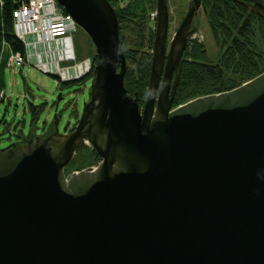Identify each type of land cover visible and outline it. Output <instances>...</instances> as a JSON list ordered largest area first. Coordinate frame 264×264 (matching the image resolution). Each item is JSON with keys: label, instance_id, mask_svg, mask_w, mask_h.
I'll return each mask as SVG.
<instances>
[{"label": "water", "instance_id": "1", "mask_svg": "<svg viewBox=\"0 0 264 264\" xmlns=\"http://www.w3.org/2000/svg\"><path fill=\"white\" fill-rule=\"evenodd\" d=\"M56 1L93 42L90 99L74 131L60 134L55 110L52 134L33 123L24 143L0 148V264H264V72L172 108L201 0L169 46L167 0H156L141 108L123 83L115 8ZM249 1L264 20V3ZM86 146L101 161L66 174Z\"/></svg>", "mask_w": 264, "mask_h": 264}, {"label": "trees", "instance_id": "2", "mask_svg": "<svg viewBox=\"0 0 264 264\" xmlns=\"http://www.w3.org/2000/svg\"><path fill=\"white\" fill-rule=\"evenodd\" d=\"M108 1L115 8L126 61L123 83L127 93L136 95L138 104L143 106L148 94V78L152 62L151 47L155 40L156 19L148 15L150 11H155L156 0ZM247 2L249 0H201L200 4L210 25L211 35L221 52L220 58L210 59L202 43L194 42L193 48L189 51L186 44L180 58L179 81L175 88L172 108L196 97L232 90L264 72L262 57L258 54L255 43L251 41L254 31L264 38V20L249 9ZM17 4L18 0H0V77L9 53L17 51L22 53L24 50V45L13 31V11ZM151 20L154 22L152 26ZM255 21L258 23L257 28H253ZM84 32L77 27L73 35L76 57L78 59L89 57L95 60L96 53L92 51L93 42ZM81 33L89 43L84 56H81L82 52L77 42ZM88 78L62 83L61 88L83 85ZM0 80L3 82L2 77ZM43 106L41 104L40 107H33V104H30L33 122L41 113ZM0 122L5 123L2 118ZM90 157V160L95 159V161L99 158L94 150H91Z\"/></svg>", "mask_w": 264, "mask_h": 264}, {"label": "rangeland", "instance_id": "3", "mask_svg": "<svg viewBox=\"0 0 264 264\" xmlns=\"http://www.w3.org/2000/svg\"><path fill=\"white\" fill-rule=\"evenodd\" d=\"M189 2L190 0H167L169 9V29L167 34L168 44L172 35L177 31L178 25L185 17ZM261 2L264 3V1ZM152 11L155 12L156 8L155 11ZM152 11H150L148 15L149 17H151V13H153ZM195 15L196 16L192 25L193 27L188 36V51L193 48V43L197 41L206 47L207 56L210 59L218 60L221 52H219V47L215 44L213 36L211 35L210 25H208V20L204 14L202 5ZM153 23V20H151L150 25L152 26ZM257 27L258 23L255 21L253 28ZM253 34L254 35L252 36L251 41L255 43L258 54L261 55L264 62V38H262L261 34L257 31H254ZM85 35L87 34L85 33ZM77 42L82 52L81 56L86 55L89 43L86 41V37L82 33L78 35ZM152 48L153 47H151V53L153 52ZM92 51L95 52L94 45ZM94 63H96L95 60ZM23 76L24 78L22 79L18 74H12L10 70L5 67L1 73L4 87L6 88L7 100L0 105V119L2 118L3 122L6 124L11 121L13 122L9 130L10 134L21 133L23 136H27L28 133L33 134L31 127L34 123L35 126L39 127L34 128L35 136L42 138L50 135L53 131V114L55 110L56 116L59 119L57 129L60 134L63 133V127L67 124V122H69L71 126H73L74 123L77 124L83 109V102L90 99V80L83 85H72L70 88L62 89V99L57 101V95L60 92V87L55 84L51 75L44 74L43 72L33 68L25 67L23 70ZM24 96L29 100V102L26 98H24ZM30 104H40V106L41 104L44 105L41 113L38 115L37 119L35 118L34 122L30 111ZM140 107L142 108L143 106ZM23 121L24 125H22ZM3 126L4 124L0 122V148H5L11 143L19 142L18 139L11 137L10 134L3 135L1 133ZM92 160L93 163L87 164L86 166L96 167L101 161L100 156L97 161H95V159ZM69 172L67 174H70Z\"/></svg>", "mask_w": 264, "mask_h": 264}, {"label": "built area", "instance_id": "4", "mask_svg": "<svg viewBox=\"0 0 264 264\" xmlns=\"http://www.w3.org/2000/svg\"><path fill=\"white\" fill-rule=\"evenodd\" d=\"M157 13H151L156 19ZM13 31L24 45L23 52H11L5 63L12 74L25 67L51 75L55 84L89 77L95 65L89 57H76L73 35L78 25L56 0H18L13 11ZM1 78V77H0ZM6 88L0 80V105L5 102Z\"/></svg>", "mask_w": 264, "mask_h": 264}, {"label": "flooded vegetation", "instance_id": "5", "mask_svg": "<svg viewBox=\"0 0 264 264\" xmlns=\"http://www.w3.org/2000/svg\"><path fill=\"white\" fill-rule=\"evenodd\" d=\"M250 2V1H249ZM251 3V2H250ZM250 9V8H249ZM191 32V31H190ZM190 34V33H189ZM189 36V35H188ZM189 39V38H188ZM171 40V39H170ZM170 42V41H169ZM188 42V41H187ZM187 44V43H186ZM167 46H169V44H168V41H167ZM61 93V92H60ZM12 121L10 122V123H8V124H6V123H4V126L6 125L7 126V130L9 131L10 130V127L12 126ZM75 124L76 123H74V125L73 126H71L70 124H68L67 125V129L66 130H64L63 129V133H70V132H72V131H74V127H75ZM58 125V124H57ZM54 126H53V131L51 132V134L54 132ZM62 133V134H63ZM8 134H10V131H9V133ZM18 136H19V138H18V140H19V142H16V143H14V144H16V145H21L22 143H24L25 141V139L26 138H28L27 136H23L21 133L20 134H17ZM31 135V134H30ZM11 137H13V136H11ZM15 139H17V138H15ZM21 141V142H20ZM21 143V144H20ZM90 149V147H88V146H86V147H83L80 151H78L77 153H76V156H75V159L74 160H72V161H70L68 164H67V167L66 168H69V167H71L73 170H70V172L69 173H73V172H75L76 171V169L77 168H79V169H87L89 166H86V167H84V164H85V162H86V156L89 154V152H91V150H89ZM87 150V151H86ZM65 169V168H64Z\"/></svg>", "mask_w": 264, "mask_h": 264}, {"label": "crops", "instance_id": "6", "mask_svg": "<svg viewBox=\"0 0 264 264\" xmlns=\"http://www.w3.org/2000/svg\"><path fill=\"white\" fill-rule=\"evenodd\" d=\"M4 84V83H3Z\"/></svg>", "mask_w": 264, "mask_h": 264}]
</instances>
